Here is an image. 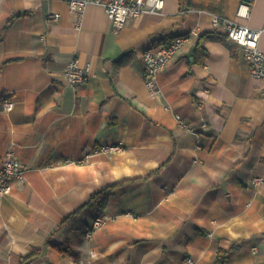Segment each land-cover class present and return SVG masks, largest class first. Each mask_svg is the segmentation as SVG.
Segmentation results:
<instances>
[{
  "label": "crops",
  "instance_id": "crops-1",
  "mask_svg": "<svg viewBox=\"0 0 264 264\" xmlns=\"http://www.w3.org/2000/svg\"><path fill=\"white\" fill-rule=\"evenodd\" d=\"M213 14L165 0L117 30L101 3L78 26L68 0H0V97L15 102L0 113V168L13 149L26 169L0 197V264H78L91 252L94 264H264V181L253 182L264 178V80ZM219 15L259 28L264 0H223ZM184 34L152 94L144 50ZM74 58L89 72L77 87L64 78ZM104 143L123 148L79 161ZM107 186L104 207L63 222ZM98 214L109 219L88 238Z\"/></svg>",
  "mask_w": 264,
  "mask_h": 264
},
{
  "label": "built area",
  "instance_id": "built-area-1",
  "mask_svg": "<svg viewBox=\"0 0 264 264\" xmlns=\"http://www.w3.org/2000/svg\"><path fill=\"white\" fill-rule=\"evenodd\" d=\"M70 9L76 14L78 26L81 25L84 11L90 3H101L105 7L107 17L114 27L121 29L128 20L143 16L146 13H160L165 5V0H68ZM250 7L246 2L240 4L238 14L248 17ZM51 18L57 19L58 14H51ZM212 24L215 28L223 27L225 33L232 41L238 43L243 48L244 58L249 65V73L252 77L264 80V52L259 48V39L264 32V25L253 28L245 24L230 20L219 14L212 15ZM199 27L193 28L191 33H198ZM190 35H175L165 45L150 46L143 52L144 60V79L152 94L159 91L157 75L167 64L177 55L179 51L189 42ZM65 80L72 86L77 87L85 84L89 80L88 67L80 64L79 59L70 60L64 70ZM264 93V87L262 89ZM15 102L10 97H0V113L8 112L14 108ZM171 108V106H166ZM177 123L180 127L194 131V127L181 116L175 114ZM207 123H201L202 130H206ZM123 148L121 143H104L89 152L79 161H87L91 156L100 152H116ZM26 169L19 155L13 150L8 149L4 153L2 167L0 168V197L13 187L15 180L23 179ZM264 181L261 176H256L253 182L260 184ZM107 215H97L92 225L86 229L85 235L91 238L95 231L103 227L108 221ZM95 253L91 252L86 258H81L78 264H94ZM185 264H197L196 260L188 257Z\"/></svg>",
  "mask_w": 264,
  "mask_h": 264
},
{
  "label": "trees",
  "instance_id": "trees-1",
  "mask_svg": "<svg viewBox=\"0 0 264 264\" xmlns=\"http://www.w3.org/2000/svg\"><path fill=\"white\" fill-rule=\"evenodd\" d=\"M180 7L183 11H189L192 9H201V10H208L211 12L221 13L223 7V0H180ZM207 56V52L205 49L198 44L197 47L194 49L193 52V59L198 62L202 63L203 59ZM114 186H107L99 191L95 192L91 197L85 202L83 205L79 206L75 211L71 212L68 217L65 218L63 221L65 222H72L74 221L77 216L81 213L82 209L85 207H104L107 204L108 198L113 192ZM226 257V252L224 250H220L218 253V261L224 262Z\"/></svg>",
  "mask_w": 264,
  "mask_h": 264
},
{
  "label": "rangeland",
  "instance_id": "rangeland-1",
  "mask_svg": "<svg viewBox=\"0 0 264 264\" xmlns=\"http://www.w3.org/2000/svg\"><path fill=\"white\" fill-rule=\"evenodd\" d=\"M98 215H106V214H98ZM109 217V216H108Z\"/></svg>",
  "mask_w": 264,
  "mask_h": 264
},
{
  "label": "water",
  "instance_id": "water-1",
  "mask_svg": "<svg viewBox=\"0 0 264 264\" xmlns=\"http://www.w3.org/2000/svg\"><path fill=\"white\" fill-rule=\"evenodd\" d=\"M246 1H249V0H246Z\"/></svg>",
  "mask_w": 264,
  "mask_h": 264
}]
</instances>
